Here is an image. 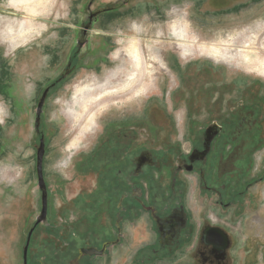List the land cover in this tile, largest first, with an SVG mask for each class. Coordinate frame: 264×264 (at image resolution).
Returning a JSON list of instances; mask_svg holds the SVG:
<instances>
[{
	"label": "rangeland",
	"instance_id": "obj_1",
	"mask_svg": "<svg viewBox=\"0 0 264 264\" xmlns=\"http://www.w3.org/2000/svg\"><path fill=\"white\" fill-rule=\"evenodd\" d=\"M9 1L19 5L21 2L24 7L25 1L0 0V257L6 258L8 264H15L17 243L12 245L9 241L18 239L16 227L20 226L22 220L24 224H30L38 208L34 191L35 109L44 86L56 78L67 64L73 44L68 37L65 40L58 39L57 31L67 29V25L77 26V17L74 15H81L83 10L79 0H56L52 8L39 12L38 24L44 26L45 30H39L40 33L36 30L25 44L12 49L2 34L7 23L20 19L23 14L20 12L23 11L12 6ZM101 2L106 5L122 3L119 16L107 17L105 31L102 33L100 29H95L92 33L93 48L101 42L106 46L97 52H89L83 60L85 65L80 62L75 74L55 91L48 102L47 128L49 132H55L50 140L47 162V173L51 180L54 181L57 175L59 178H70L67 170L70 154H75L71 162L74 163L81 153L89 151L91 144L96 142L103 122H113L125 113L140 116L145 109H150L158 118L159 125L164 127L170 126L169 122L173 118L178 128V136L174 140L184 139L183 146L187 151L185 134L188 130L192 131L193 125L225 119L239 100L264 97V77L254 66L251 69L245 65L240 66L237 65L238 61L219 64L207 59L206 51L198 48L202 45L243 47L250 44L264 58V0ZM68 13L72 16H67ZM183 18L188 23L185 38L194 43V53L189 56L182 55L174 47L173 43L180 38L171 33L174 23ZM134 36L142 39L141 47L147 52L152 64L151 75L157 80V86L154 80L152 82L143 73L131 89L121 88L118 95L107 96L92 103L88 114L96 113V125L86 131L83 127L87 116L74 123L67 105L71 104L75 90L80 86L96 84L97 87L102 85L112 91L114 89H110V84L106 83L108 80L112 79L114 87L124 84L129 73V61L122 63L118 52L129 46ZM45 47L49 49L45 51ZM51 54L59 58L51 57ZM157 58L163 61L169 71L157 64ZM102 59L107 61L101 63ZM98 93H101L100 89L92 92V96ZM79 110L76 107V111ZM165 133L161 131L157 134L156 141L163 143ZM75 138L81 144L78 150H70ZM263 158L264 150L256 154L254 169L244 178V189H247L244 195V214H235L234 207L220 208L211 200L209 207L210 203L204 202V197L197 194L196 176L188 175L190 186L187 199L194 220L199 225L214 216L216 220L225 223L223 226L230 220L231 232L224 230L239 240L236 253L239 258L244 257V264H264V181L247 186V181L263 174ZM20 169L24 170L22 179L18 176ZM4 172L7 173L6 177ZM11 175L15 178L12 179ZM61 204V201H56L58 208L55 209L58 213ZM41 238L45 237L42 235ZM7 249L11 258L6 253Z\"/></svg>",
	"mask_w": 264,
	"mask_h": 264
},
{
	"label": "flooded vegetation",
	"instance_id": "obj_2",
	"mask_svg": "<svg viewBox=\"0 0 264 264\" xmlns=\"http://www.w3.org/2000/svg\"><path fill=\"white\" fill-rule=\"evenodd\" d=\"M79 1L83 12L74 15L77 26L57 31L58 39L68 37L73 43L67 64L44 86L35 109L38 208L30 224L22 220L16 227L18 239L9 241L17 243L15 264H244V257L236 253L239 240L224 230L231 229L230 220L226 226L214 216L199 225L194 220L187 199L188 175L196 176L197 194L204 202L211 200L220 208L234 207L235 214H244V178L254 169L256 154L264 150L262 96L239 100L218 122L193 125L185 134L187 151L184 139L174 140L178 128L172 117L171 125L164 127L150 109L140 116L125 113L103 122L96 142L74 163L71 154L70 178L50 179L47 162L55 132L47 128L48 102L89 52L106 46L101 42L93 48L94 30L103 33L107 17L121 14L122 3ZM161 131L166 132L163 143L156 141ZM262 173L247 186L263 182ZM57 200L62 202L60 213L55 209ZM6 253L11 258L8 249ZM0 264H8L7 259L0 257Z\"/></svg>",
	"mask_w": 264,
	"mask_h": 264
},
{
	"label": "bare ground",
	"instance_id": "obj_3",
	"mask_svg": "<svg viewBox=\"0 0 264 264\" xmlns=\"http://www.w3.org/2000/svg\"><path fill=\"white\" fill-rule=\"evenodd\" d=\"M24 1H25V7L21 2L19 5L16 2L9 1L12 6L17 8L18 10L20 9L23 11L20 12L23 13L20 19L17 20L15 19L14 21H12L14 23L12 22L7 23L5 31L2 34L4 38L7 39L9 46L12 49H16L21 45L25 44L33 35V32H35L36 30L39 33H40L39 30L42 31L45 30L44 26L41 27L39 26L40 24H38V20L40 18L39 12L41 11L45 12L46 10L52 8L56 0H24ZM33 12L37 13L38 15H35ZM171 31H172L171 33H173L174 35H177L176 36L177 38L178 37L180 38L179 40L175 41L173 45L176 49H178L182 53V55L189 56L192 53H194L193 52L194 43L185 38L186 31H188V23L186 19L183 18L181 20L176 21ZM141 41L142 39L139 36H134L130 40V45L119 50L118 52L119 60L122 61V63H126L129 61L127 66H129L130 68L132 67V70H130V68L128 67L129 73L122 86L118 85L114 87V84L112 83V79H111L108 80L106 83L110 84L111 86L110 89H114L112 91L108 90V88L102 85L97 87L96 84H87L85 86H80L75 90V94L71 104L69 103L67 105L68 106L67 111L71 115L72 120H74V123L79 122L83 116H87V118L85 119L86 124L83 128L86 129V131H88L89 129H93L94 124L96 125V113L94 112L92 114H88L89 108L92 105V103L96 101H100L107 96H112L114 94H115L114 96L118 95L119 90L121 88H123L124 90L131 89L137 83V81L140 80L141 74L143 73L147 74V76L152 80V82L154 80L153 83L156 82V86H157V80L155 79V77H152L151 75L152 64H150L149 62L148 55L146 54L147 52H145V50L141 47L142 46ZM156 42H160V41L156 40ZM263 43L262 46L264 50ZM254 47H255L254 45L251 46L249 44V45H244L243 47H236V45H227V46L202 45L201 47L198 48H203V50L206 51L205 56L209 60H212L219 64H226V65L232 63L233 61H238L237 65L240 66L245 65L250 69L251 66H254V69L259 73L263 74L264 77V58L260 56V51L256 50L257 48L255 49ZM256 55L257 57L254 58ZM232 56H235L233 58H235L236 60H233ZM157 64H159L160 67L165 68L164 70L169 71L168 67L163 63V61H159L158 59ZM117 84L118 83H116V85ZM97 89L98 90L100 89L101 93H98V95L96 96H92V92L96 91ZM76 107H79L80 110L76 111ZM80 144L81 141H79L78 138H75L74 142L70 146V150H75V149L78 150ZM4 176L6 177L7 173L4 172Z\"/></svg>",
	"mask_w": 264,
	"mask_h": 264
},
{
	"label": "water",
	"instance_id": "obj_4",
	"mask_svg": "<svg viewBox=\"0 0 264 264\" xmlns=\"http://www.w3.org/2000/svg\"><path fill=\"white\" fill-rule=\"evenodd\" d=\"M41 107H42V103L39 105V113L41 111ZM41 161H42V158L40 156L39 162H41ZM39 168H40V173H41V165H39Z\"/></svg>",
	"mask_w": 264,
	"mask_h": 264
}]
</instances>
